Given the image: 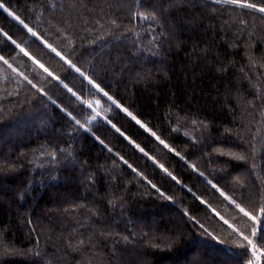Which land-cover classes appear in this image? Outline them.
<instances>
[{"label":"trees","instance_id":"trees-1","mask_svg":"<svg viewBox=\"0 0 264 264\" xmlns=\"http://www.w3.org/2000/svg\"><path fill=\"white\" fill-rule=\"evenodd\" d=\"M0 5V264H264V0Z\"/></svg>","mask_w":264,"mask_h":264},{"label":"snow or ice","instance_id":"snow-or-ice-1","mask_svg":"<svg viewBox=\"0 0 264 264\" xmlns=\"http://www.w3.org/2000/svg\"><path fill=\"white\" fill-rule=\"evenodd\" d=\"M230 2H232V3H239L240 2V0H230ZM0 6H2V5H0ZM242 6H246V7H250V8H257L258 6L257 5H255V4H248V3H246V4H244V5H242ZM258 10L260 11V12H262V13H264V6H262V7H259L258 8ZM16 19H18L19 20V17H16ZM21 23H23V21H21ZM0 59H2V57H0ZM43 67V66H42ZM46 70V69H45ZM126 111V110H125ZM129 115H131L130 113H129ZM161 143H163V141H161ZM153 187H155L154 185H153ZM239 207V206H238ZM242 212L244 211V209H240ZM245 215H248V213H245ZM253 219H254V217H253ZM254 235H255V233H253ZM245 239L247 240V237H245Z\"/></svg>","mask_w":264,"mask_h":264}]
</instances>
